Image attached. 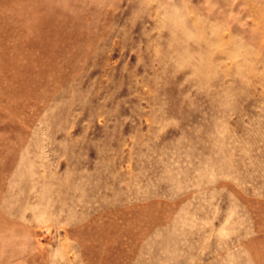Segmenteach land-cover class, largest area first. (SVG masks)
I'll list each match as a JSON object with an SVG mask.
<instances>
[{"label": "rangeland", "instance_id": "374dc122", "mask_svg": "<svg viewBox=\"0 0 264 264\" xmlns=\"http://www.w3.org/2000/svg\"><path fill=\"white\" fill-rule=\"evenodd\" d=\"M0 264H264V0H0Z\"/></svg>", "mask_w": 264, "mask_h": 264}]
</instances>
